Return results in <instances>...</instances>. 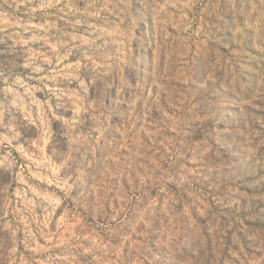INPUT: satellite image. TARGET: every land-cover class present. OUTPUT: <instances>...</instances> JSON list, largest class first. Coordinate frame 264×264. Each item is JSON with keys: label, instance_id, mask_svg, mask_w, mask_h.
Here are the masks:
<instances>
[{"label": "rangeland", "instance_id": "1", "mask_svg": "<svg viewBox=\"0 0 264 264\" xmlns=\"http://www.w3.org/2000/svg\"><path fill=\"white\" fill-rule=\"evenodd\" d=\"M0 264H264V0H0Z\"/></svg>", "mask_w": 264, "mask_h": 264}]
</instances>
